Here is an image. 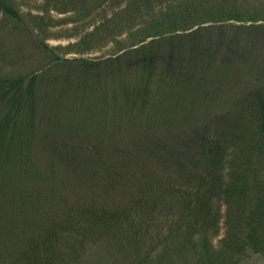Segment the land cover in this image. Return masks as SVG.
<instances>
[{"label": "trees", "instance_id": "trees-1", "mask_svg": "<svg viewBox=\"0 0 264 264\" xmlns=\"http://www.w3.org/2000/svg\"><path fill=\"white\" fill-rule=\"evenodd\" d=\"M37 1L41 2L38 11L43 16L25 12L21 0H0V190L10 187L14 181V177H10L9 164L26 159L18 172L23 195L15 201L13 197L9 198L11 201L8 203L6 198L0 199V263L79 264L89 241L99 243L120 234L127 235L132 252L136 253L131 259L135 264H176V257H181L184 252L185 255L187 252L194 255L192 262L187 264H245L246 254H264V181L260 178L254 180L259 172L264 174V85L251 98L246 97L248 112L242 110L237 135L229 134V123L225 128V121L221 128H201L184 145L174 146L173 156L180 170L179 175L181 171H191L181 176L188 181L178 185L177 192L186 193L184 197L187 200L194 197L200 199L201 206L196 214L181 216L177 225L172 224L173 228H169L167 235L157 236L163 248L159 256L154 258L150 250L143 253L145 240L132 238L134 233H142L143 236L145 232L148 235L152 228L150 224L124 226L117 220L120 217L124 219L123 214L109 211L105 204L98 210L90 208L82 214L78 212L82 211L81 208L71 209L57 218L40 198H35L34 205H29L33 208L31 224H27L24 217L22 224H13L16 214L10 216L12 209L5 211L4 207H17L13 212H22L30 204L32 199L27 193L28 184L36 178L30 153L33 142L39 139L36 143L42 140L47 146L55 140L57 134L54 128L61 121L54 116L55 110L64 115L68 96L88 93L81 97L90 107L89 111L92 110L86 115L91 120L99 119L104 117V111L102 114L95 112L99 106L97 96L105 97L100 94L103 93L100 91L101 84L111 80L115 74L121 75L120 79L125 82L132 76H139L141 84L136 85V89L127 87L129 84L123 87L124 113L132 122L135 112L149 110L153 98L149 83L156 77L162 86L188 83L193 78L196 92L206 86L204 69H200L202 72L198 75H191L188 70L184 72L175 68L190 63L193 53L199 51L193 46L190 58L186 59L181 48L191 46L203 26L227 21L245 22L228 5L206 14L209 0ZM51 12L67 15L56 19L54 26L71 25L72 36L80 37L78 43L68 47H53L47 43L45 35L48 31L52 33L49 25L53 22H47L46 14ZM249 21L258 22L254 17H250ZM5 34L15 36L20 48H11ZM124 37L125 41H122ZM21 44L31 45V56L38 55L40 66L28 70L21 63L27 54L26 47L22 48ZM110 44L123 53L109 66L102 62H81L60 54L72 46L73 54H86ZM163 46H168V50ZM45 108L53 109L48 116ZM78 119L76 117L74 122ZM50 147L52 155L54 152L57 154V147ZM155 150L151 144L149 151L154 154ZM67 165L70 166V163ZM252 166L256 169H250ZM96 181L97 178L93 183ZM112 182L114 184L113 179ZM193 182L196 184L194 192L186 187L193 186ZM178 186H173L172 190L175 191ZM96 190L107 196L115 189L111 187L109 192L104 188ZM145 193L146 190L140 191L132 206L144 214L148 201ZM214 202L225 203L228 207L229 232L218 242V246H214L216 244L208 237L221 214L220 208L214 211ZM153 205L156 209V203ZM147 221L150 218L147 217ZM16 228H19L17 237L26 238L28 235V247L19 251H11L12 248L5 250L10 231Z\"/></svg>", "mask_w": 264, "mask_h": 264}, {"label": "rangeland", "instance_id": "rangeland-1", "mask_svg": "<svg viewBox=\"0 0 264 264\" xmlns=\"http://www.w3.org/2000/svg\"><path fill=\"white\" fill-rule=\"evenodd\" d=\"M21 5L25 12L44 15L38 11L41 2L37 0H21ZM222 5L231 6L229 9L234 8L245 22L227 21L203 26L202 30L197 32L194 43L181 48L186 59L193 46L199 51L193 53L190 63L175 66L184 72L188 70L191 75L200 74V69L206 71V86L197 92L194 78L188 80V83L176 82L162 86L156 77L149 83L153 97L149 110L135 112L132 122L125 116L126 112L124 113L123 87L129 84L130 86H126L136 89L141 84L139 76H132L125 82L120 79L121 75L115 74L111 80L101 84L100 91L103 93L100 94L105 97L97 96L99 106L95 108V112L102 114L104 111V117L99 119L91 120L92 118L86 115L92 110L89 111L90 107L81 97L88 93L79 92L74 94L79 95L78 98H66L65 116L55 110L54 116L61 119L59 125L54 128L57 134L55 140L47 146L42 140L36 143L39 139L33 142L34 147L30 153L36 178L28 184L27 193L32 199L30 204L22 212H13L17 207H4L5 211L12 209L10 216L14 217L16 214L13 224H22L23 217L27 224H31L33 208L29 205H34L35 198H40L49 212H55L53 215L57 218L71 209L81 208L82 211L78 212L82 214L90 208L98 210L105 204L109 211L123 214L124 219L120 217L117 220L123 222L124 226L150 224L152 228L148 235L145 232L143 236L142 233H134L132 238L145 240L143 253L150 250L154 258L161 254L162 241L157 236L167 235L169 228H173L172 224L177 225L181 216L196 214L201 206L200 199L196 200L194 197L187 200L184 197L186 193L177 192L179 186L185 184L182 182L188 181L181 176L191 171H181L179 175L180 170L176 167L173 156L176 150L174 146L184 145L201 128H221L225 121V128L229 123V134L237 135L242 110L248 112L246 97L251 98L260 86L264 85V0H209L205 13L209 14ZM46 16L47 22H53V25L48 24L52 33L48 31L45 35L50 46L68 47L80 41V37H75L77 35L72 36L73 33L69 29L71 25L54 26L56 19H63L67 15L51 12ZM250 17H254L258 22H248ZM69 34L71 37L67 38ZM4 37L8 39L11 48H20L15 36L5 34ZM124 39L125 37L122 41H125ZM21 46L27 49L26 58L21 63H24L28 70L40 66L41 59L38 55L31 56V45ZM163 47L168 50V46ZM73 50L72 46L60 54L70 59L77 58L81 62H102L107 66L123 53L114 44L86 54H73ZM69 52L70 54H67ZM56 102L60 103L59 100ZM52 110L45 108V114L48 116ZM76 117L79 119L74 122ZM151 144L157 149L154 154L149 151ZM51 145L57 147V154L54 152L52 155ZM24 161L26 159L9 164L10 177L13 176L14 181L10 187L0 190V199L6 198V203L11 201L9 198L13 197L15 201L23 195L18 172ZM254 162L253 160L252 163ZM253 168L255 170L256 166L250 169ZM262 176L264 177V174L259 172L254 176V180L260 178L264 181ZM95 178L98 181L93 183ZM192 185L186 187L194 192L193 187L196 184L193 182ZM173 186L178 188L173 191ZM111 187L115 190L109 192ZM96 188H104L109 193L105 196ZM144 190L149 201H146L145 214L132 207L135 196H140V191ZM188 202L190 204H187ZM213 207L215 212L220 208L221 214L208 237L216 244L214 246H218V242L229 232L228 207L225 203L216 202ZM131 216L134 218L130 219ZM147 217L150 221H147ZM36 224L39 225V222ZM18 230L19 228L10 231L5 250L27 249L28 235L26 238L17 237ZM128 242L127 235L122 234L99 243L89 241L86 251L81 254L79 264H116L118 261L122 262L118 264H135L131 259L136 253L132 252ZM246 255L245 264H264V254L250 252ZM193 257V253L187 252L185 255L184 252L181 257H176V264L191 263Z\"/></svg>", "mask_w": 264, "mask_h": 264}]
</instances>
